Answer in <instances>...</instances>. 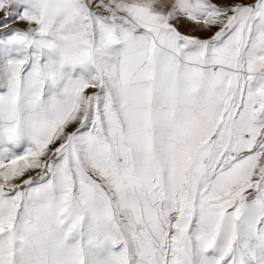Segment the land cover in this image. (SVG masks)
Segmentation results:
<instances>
[{
  "label": "snow or ice",
  "instance_id": "1",
  "mask_svg": "<svg viewBox=\"0 0 264 264\" xmlns=\"http://www.w3.org/2000/svg\"><path fill=\"white\" fill-rule=\"evenodd\" d=\"M0 13V264H264V0Z\"/></svg>",
  "mask_w": 264,
  "mask_h": 264
},
{
  "label": "rangeland",
  "instance_id": "2",
  "mask_svg": "<svg viewBox=\"0 0 264 264\" xmlns=\"http://www.w3.org/2000/svg\"><path fill=\"white\" fill-rule=\"evenodd\" d=\"M0 18H2V13H0ZM17 27H22V25H15Z\"/></svg>",
  "mask_w": 264,
  "mask_h": 264
}]
</instances>
